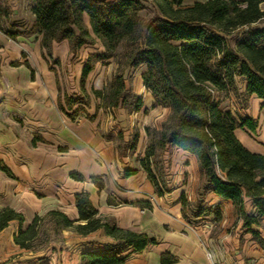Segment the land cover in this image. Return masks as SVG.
I'll return each mask as SVG.
<instances>
[{"label": "trees", "instance_id": "16d2710c", "mask_svg": "<svg viewBox=\"0 0 264 264\" xmlns=\"http://www.w3.org/2000/svg\"><path fill=\"white\" fill-rule=\"evenodd\" d=\"M183 1L149 0L153 13L144 19L139 14L143 9L141 0H33L30 11L34 19L28 30L1 24L9 13L0 5V31L13 41L26 33L37 34L43 57L45 53L51 54L52 43L67 41L69 51L75 55L81 46L93 44L94 37L100 39L104 51L88 53L81 81L96 61L112 58L114 50L123 43L122 59L117 62L106 92L96 93L103 94L108 104L128 112L146 113L141 95L126 87L123 78L125 68L144 67L141 79L152 96L151 108H169L174 114L173 122L160 131L157 146L161 150L172 146L195 156L210 190L232 203L241 219V228L264 250V238L253 228L264 221V154L247 150L235 135L238 128L254 131L258 120L222 106L224 100L218 96L223 93L227 99L232 94L242 107L255 96L261 100L259 110L264 113L262 0H205L190 5H184ZM10 65H24L30 70L31 79L34 78L27 61H14ZM237 77L244 79L242 90L237 87ZM79 102V98L64 95L57 107L75 119L83 111ZM36 140L45 142L38 134L31 143L34 145ZM150 148H145L140 164L156 195L161 196L164 180L151 171L150 164L158 154ZM0 170L13 178L6 165L0 164ZM136 172L125 169L123 175L129 177ZM69 175L83 180L75 172ZM90 180L103 187L100 178ZM180 202L184 216L187 201L182 195ZM74 203L77 220L50 209L35 214L26 226L22 213L4 206L0 208V232L16 221L18 229L13 242L25 251L42 252L40 258L63 242V230L86 236L101 229L115 240L111 248L81 252L80 264H125L124 249L140 253L148 244L155 243L143 232L118 227L111 218L101 217L85 191L74 194ZM133 204L151 208L147 201ZM247 204L250 210H246ZM175 261L169 253L160 256V264ZM12 263L11 259L0 261Z\"/></svg>", "mask_w": 264, "mask_h": 264}, {"label": "crops", "instance_id": "0c3cea01", "mask_svg": "<svg viewBox=\"0 0 264 264\" xmlns=\"http://www.w3.org/2000/svg\"><path fill=\"white\" fill-rule=\"evenodd\" d=\"M196 1L205 0H184L183 4L190 5ZM11 15L13 21L9 23L20 30L25 29L24 24L16 21L14 14ZM32 23L26 27L27 30ZM6 42H9L8 38L0 32V50H3L2 46ZM4 58L0 61V110L13 116V110L23 108L18 102L20 98L17 97V91V100L13 101V66L10 65L13 54ZM17 68L23 75L20 81L14 80L19 88L37 83L35 76L31 79L30 71L24 65ZM238 80L243 82L244 87V79L237 77L236 81ZM45 83L47 94L54 96L53 78L48 77ZM26 99L42 101L35 108L32 105L30 108L28 103L25 105L28 110L33 109V114L35 112L37 118H40V121H35L36 128H39L36 135H40L45 142L36 140L33 145L32 136L25 140L26 143L17 140L10 146L13 153H6L3 157L6 163L0 158V164L6 165L13 175L11 178L0 170V195L4 186L9 190L0 196V208L9 206L22 213L23 226L35 214H43L50 209L59 210L70 219L77 220L74 194L85 191L101 217L111 218L118 227L143 232L155 241L140 253L124 249L122 255H125V264H160L162 253L175 257L173 264H209L205 257L206 251L210 252L212 259L218 264H264V250L249 233L244 232L251 239L248 246L240 248L238 241L241 234H233L229 230L233 225L241 228L237 209L230 201L221 199L210 190L195 156L172 146H165L156 155L163 167L160 177L164 180L163 195L157 196L146 171L139 163L142 158L140 157L138 164L133 165L126 162L125 156L119 158L112 140L96 130V117L77 115L75 119H70L65 113L63 116L57 107V99L56 104L44 103L46 96H43L42 90L38 92L36 100L32 97ZM251 100L257 102L258 113L248 116L257 119L258 125L254 131L238 128L235 135L247 150L264 154V146L261 144L264 143V113L259 110L261 100L255 96ZM144 105L146 106L145 103ZM255 131H260L259 144L249 135ZM35 149L43 151L35 155ZM144 149L145 146L141 153L145 152ZM136 152L138 153H134ZM125 169L137 172L125 177ZM71 172L79 174L83 180L71 178ZM90 177L100 178L103 187L99 188L91 182ZM22 184H32L33 190H24ZM14 186L16 189L12 190ZM181 195L187 201L184 216ZM139 200L149 202L151 208L133 204ZM246 210H250V207ZM253 228L259 231L258 226ZM17 229L18 223L11 221L0 232V261L11 259L12 264H80L81 252L111 248L116 243L101 229L86 236L63 230V242L56 245V249L50 251L49 257L43 261L39 259L42 252L35 254L25 251L13 242ZM260 235L264 238V235Z\"/></svg>", "mask_w": 264, "mask_h": 264}, {"label": "rangeland", "instance_id": "374dc122", "mask_svg": "<svg viewBox=\"0 0 264 264\" xmlns=\"http://www.w3.org/2000/svg\"><path fill=\"white\" fill-rule=\"evenodd\" d=\"M186 1L189 2L193 0ZM32 3L33 0H0V5L5 7L9 13L7 20H3L1 24L6 26L7 23L13 21V15L11 14H14V17L17 19L16 21H20L22 25L24 24L25 29L23 30H27L26 27H29L34 19L30 11ZM141 3L143 9L139 14L146 19L152 15L153 8L149 0H141ZM260 7L264 8V0L261 1ZM1 33L3 34V32ZM8 41L9 42H6L2 46L3 50H0V61L3 60L4 57H11L12 54L13 62L27 61L33 69L37 83H29L31 86L19 88L14 80L20 81L23 75L21 70L17 68L20 65L13 66V101L17 100L15 97L17 91L19 93V96L17 97L20 98L18 99V102L21 104L20 107H22L23 110H17L18 112L13 110V116H11V114H6L3 109L0 110V158L4 163H6L5 158H3L5 154L9 152L13 153L12 148H10L11 143H14L17 140L25 142L29 137L36 135V130L39 128H36L35 121H40V118H37L38 115H36L35 112L33 114V109L28 110L25 103H28L30 108L38 107L39 102L42 101L36 100V97H38V92L41 90L43 96H46V101H44L46 105L51 102L56 104V99L57 103L59 100L62 101L64 95L79 98L80 102L78 105H81L79 107L83 109L79 115L82 117H86V115H93V117H96V130L109 140H112L117 156L119 158L125 156L126 162L129 165H133V163L138 164L137 162L140 157H144V153H141L143 146H145V148L150 146L151 151L160 154L162 150L157 146L158 141L162 136L160 131L167 128V126L173 122L174 114L169 108L161 106L151 108L153 100L150 101V99L152 97L148 93V90L141 79V73L145 70L144 67L140 66L136 69L125 68L123 78L126 87H130L134 93L141 95L143 103L146 104V106H144L147 108L146 113L128 112L119 106L108 104L105 101L103 94L99 96L96 93L97 91L106 92L108 84L117 69V62L122 59L121 54L123 52V43L114 50V56L112 58L96 61L94 63V68L87 74L84 81H81V71L88 53H100L104 51L100 39L94 37L93 44H85L81 46L75 55L69 51L67 41L52 43L51 54L47 55V53H45V57L42 56L43 50L39 45V36L35 33H26L18 36L16 41L11 39H8ZM43 67H45V69ZM48 67H51V70ZM28 70L29 69L27 68V71ZM48 77H50V79L53 78L55 82L54 96H49L47 94V89H45V82ZM236 84L238 89L242 90L243 82L238 80L236 81ZM218 96L224 100L222 106L231 108L234 113H238L242 116L255 115L258 113V104L254 100H251V98L249 99L248 104L242 107L238 99L232 94H230L227 99L223 98V93H219ZM31 97L36 101L34 102L26 99ZM95 110L96 112H94ZM59 112L63 114L62 111L59 110ZM259 132L260 131L252 132V134L249 133L251 138L258 144L260 143ZM261 144L264 146V143ZM35 150H37L35 155H39V153H42L43 151L40 149ZM135 151H138V153H134ZM133 154H135V156H133ZM23 157L25 158V155ZM22 160L25 161V159ZM150 165L152 166L151 171L160 177L163 172V167L159 164V158L156 156L153 157ZM22 186L26 191L33 190L32 184H22ZM3 189L2 193L7 190L5 186ZM15 189L16 187L14 186L12 190ZM2 193L1 195H3ZM246 208H249L248 204L246 205ZM258 229L259 232L264 235V221L260 222ZM229 230L233 234H241L240 240L238 241L241 249L248 246V242L251 239L248 238L249 236L244 235V229L236 228L233 225V228H229ZM40 253L41 252H38L37 254ZM49 253L50 250H47L43 258L39 259L45 261L49 257Z\"/></svg>", "mask_w": 264, "mask_h": 264}, {"label": "built area", "instance_id": "2783aa9c", "mask_svg": "<svg viewBox=\"0 0 264 264\" xmlns=\"http://www.w3.org/2000/svg\"><path fill=\"white\" fill-rule=\"evenodd\" d=\"M205 257L209 261V264H218L216 261L212 259V256L209 251L205 252Z\"/></svg>", "mask_w": 264, "mask_h": 264}]
</instances>
